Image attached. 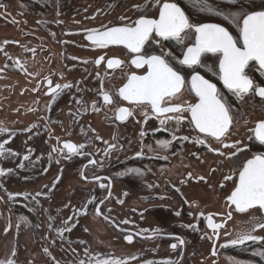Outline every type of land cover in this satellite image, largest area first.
I'll use <instances>...</instances> for the list:
<instances>
[{"label": "flooded vegetation", "instance_id": "obj_1", "mask_svg": "<svg viewBox=\"0 0 264 264\" xmlns=\"http://www.w3.org/2000/svg\"><path fill=\"white\" fill-rule=\"evenodd\" d=\"M250 1L254 2L255 10H264V0ZM13 2L21 10H34L37 12L39 18L36 19L35 24L37 27H35V30L41 31L51 44L56 42V38L59 37L62 39L59 40L60 43L63 42L60 45L62 49L63 45L64 47L67 44L69 45L72 36H74L83 46V50L92 55L87 56L88 59L86 56L75 57V62L71 64L63 62L61 67H57L55 64L56 55L52 47L37 34L24 30V17H16L11 11L10 6ZM73 3V0H0V5H3L0 6L1 23H10L15 26L19 37L33 41V45L29 43L27 45H16L14 52L17 55L13 59L14 67L0 69V80L7 77V72L16 70L19 77L23 80L31 81L30 86H24L19 91L23 96L31 94L33 99L31 108L26 109L24 106H19L14 112L19 113L21 116L32 118L33 144H37L40 137H45L43 143L45 148H49L56 166L78 161L81 163L78 174L79 179L96 184L100 190H105L104 199L98 201L95 206V215L111 226L117 234L121 235L122 243L126 247L132 249L137 242L147 244L136 253L139 259L133 258L134 261L130 264H264V256L261 255V253H264V227H260V225H264V210L258 206L240 212L235 209L234 205L229 203L227 197L224 208H222L224 211H221L222 209L220 210V207H218L220 212L213 209V211L205 215H201L199 212L196 213L195 217L200 219L194 227L196 230L194 236L196 237H183V234L179 232L167 233L164 231L165 225L160 223L154 224V227L157 228L147 227L150 231L142 232L136 228L121 225L102 212L101 208L109 201L115 188L114 178L105 172V167L112 160L115 150L107 148L102 162H99L98 156L94 152V149L97 148L96 146L92 148L87 143L80 145L68 137L56 135V133H59V128H63L64 124L66 126L70 125L74 129L77 125L79 126L78 129L84 127L83 133L87 136L85 131L87 129L93 136L94 142H101L103 135L108 133L112 134V140L117 142V140H120L118 135L121 131L129 128L131 122L145 118L147 123L152 122L154 124L144 126L148 138L160 136L162 139L169 141V146L163 153L164 156H154V158L159 165L168 164L165 170L170 172L165 175V178L171 187L170 198L172 200H174L175 196L176 199L181 198L184 201L182 190L185 180L194 183L214 180L233 181V186L229 191L230 196L238 183L239 171L247 160L255 155L264 154V145H261L255 139L252 131L258 122L264 120V99L250 95L245 98L244 102L237 101L236 97L229 93L219 80L216 74L218 72V60L215 57V63L210 66L211 71L207 72L204 69H199V71L206 79L217 84V87L233 109V124L229 132L222 138V142L212 137H207L196 130L194 125L189 123L190 114L187 112L183 113L182 123L177 125L175 117L180 115L179 113H166L158 116L147 105L137 106L129 104L118 96V91L127 83V78L130 75L145 74L146 67L139 69L134 67L131 64V58L135 54L129 53L122 45H110L103 49L96 48L87 39V35L88 31L93 29L105 30L106 27H121L132 24L140 16L131 17L129 22L123 24L109 25H103L101 21H97L98 17L95 16L89 21L92 23H88V19H85L86 15L72 13L71 7ZM178 5L180 6V4ZM247 5L248 3L246 2L245 6ZM52 11L54 14H50ZM145 16L158 18V9L155 14ZM189 18L194 22L195 19L190 16ZM196 23L221 24L234 36L238 35L239 31L238 28L236 31H231L225 24L214 21ZM194 42L195 38L193 36L186 42L185 47L190 46ZM171 45L176 46V52L171 51ZM185 47L178 46L173 41H161L160 44L147 45L146 52L160 54L161 51H165L182 58L181 54ZM208 55L209 57H214L211 54ZM101 57L103 58L102 60ZM111 59H118L123 63L109 68L107 62ZM76 60L79 61L76 62ZM97 60L101 62L97 64ZM189 72L190 70L183 72L188 80L191 78ZM64 74L70 75L73 79L69 82L65 81ZM248 75L255 84L264 86V74L253 70L249 71ZM49 81L51 84H49ZM57 85L60 88H57ZM64 85H70V87L65 88ZM15 86L18 87L19 85L16 84ZM103 92L111 95L112 104H106L103 101ZM196 102L195 93L190 91V85H186L182 92L178 94V98H172L170 101L166 98L165 104L162 106L186 105ZM93 105H95V108ZM122 107L130 109L132 112V115L123 122L116 119L117 111ZM145 112L148 113L147 118L144 115ZM169 117H172V119H169ZM161 120H164L165 123L161 124ZM90 121L91 123H89ZM97 123L101 126L100 128ZM180 137H188L189 139L183 140ZM197 140H203L205 143L198 144L195 142ZM65 143L75 145L79 153L70 155L68 150L64 148ZM225 144L235 145V147H225ZM183 147L187 148L185 154L176 152V150ZM118 149L122 150L123 145ZM220 153H223V155ZM203 154L215 159V163L212 164L210 161L206 164H201L200 161L207 158L206 156L203 158ZM99 160L101 159L99 158ZM90 161H96V163L92 164ZM130 162L128 161L125 164L128 165ZM118 165H123V163ZM92 168L97 170V172L90 175L89 170ZM221 170H225V173L220 177L218 172H221ZM174 171L176 173H173ZM189 174H191V177H189ZM200 177H204V180H201ZM226 177H231V179H225ZM212 187L214 186L212 185ZM197 195L199 196V191H193V196ZM180 205H177V207H180ZM98 206L102 215L96 213ZM191 206L196 209L195 202ZM155 207L160 206L155 205L152 208ZM170 209L173 210L175 208L170 206ZM180 209L182 210V208ZM177 210L179 208L175 211ZM229 214L231 218H229ZM209 217H211L213 225H220V227L215 230L209 227ZM201 224L209 236V238H206L207 244H209L207 254L200 253L202 245L199 243L198 230ZM246 232L260 239L255 242L249 240L244 244L237 245L231 243L241 233ZM129 236L132 238L130 243L126 240V237ZM180 241H183V243H180ZM173 244L176 245L175 249L171 247Z\"/></svg>", "mask_w": 264, "mask_h": 264}, {"label": "rangeland", "instance_id": "obj_2", "mask_svg": "<svg viewBox=\"0 0 264 264\" xmlns=\"http://www.w3.org/2000/svg\"><path fill=\"white\" fill-rule=\"evenodd\" d=\"M73 1L72 13L86 15L85 19H88V23H92L89 22L90 19L96 16L97 21H101L103 25L123 24L129 22L131 17L142 14L153 15L158 9L157 0ZM162 2L165 0H161ZM166 2L180 4L185 13L195 19V23L214 21L225 24L231 31L237 30L236 25L229 24L222 16L204 8L201 0H166ZM246 2L247 6H245ZM208 3L225 14L236 11L240 6L245 10L256 9L253 6L254 2L250 0H239V4L235 6L222 3L221 0H208ZM137 6L141 8L146 6V8L142 13L137 11ZM10 8L16 17H24L25 31L35 33L49 43L55 52L57 67H61L63 62L69 64L75 62V57L86 56L88 59L87 56L92 55L83 50V46L74 36L69 43L70 47L67 44L61 49L60 45L63 42L60 43L59 40L62 39L59 37L51 44L41 31L35 30L36 19L39 18L37 12L21 10L15 2ZM20 37L15 26L0 21V69L14 67L16 45H27V43L33 45L30 39ZM170 49L172 52L177 51L176 46L173 45ZM215 61V57H209L208 67L204 70L210 71V66ZM16 73V70L7 72V77L0 80V128L7 129V133L0 135V142L9 141L5 145L8 152L4 157H0V169L5 172V175L0 176V264H9V262L11 264H96L97 258L126 261L130 264L134 261L133 258L139 257L136 253L147 244L137 242L132 249L126 247L122 243L121 235L95 215V206L98 201L104 199L105 190H100L96 184L79 179L81 163L72 161L69 164L56 166L49 148H45L43 143L45 137H40L38 143L33 144L32 118L14 112L19 106L31 108L33 103L31 94L23 96L19 93L24 86H30L31 81L23 80ZM64 79L69 82L73 78L64 74ZM16 84L19 86L16 87ZM150 124L154 125L152 122L147 123L145 118L131 122L130 127L118 135L120 140L117 142L112 140L110 133L104 134L101 142H94L90 132L86 129V136L82 131L84 127L78 129V125L74 129L64 124L56 135L68 137L80 145L87 143L92 148L96 146L94 152L99 162H102L107 148L115 150L112 160L105 167L106 174H110L115 183L111 198L101 208L105 215L121 225L142 232H148L150 230L147 227L153 228L154 224L160 223L165 225L164 231L167 233L179 232L183 237H196L194 227L200 221L195 217L196 213L205 215L213 209L218 210V207L220 210L224 208L233 181L214 180L194 183L184 178L182 190L184 201L180 197L176 199L175 196L172 200L171 187L165 178L170 172L165 170L168 164L159 165L154 158V156H164L163 153L166 151V148L161 147L158 142L169 143V141L160 136L148 138L144 126ZM97 126L101 127L98 123ZM141 132L144 135H141ZM122 145L123 149L119 150ZM176 152L185 154L187 148L183 147ZM26 155L29 157L28 160L23 159ZM205 156L208 159H202L201 164L210 161L212 164L215 163V159L203 154V158ZM128 161H131L130 164H125ZM120 163L123 165H118ZM96 172L97 170L93 168L89 170L90 175ZM224 173L225 170H221L218 175L221 177ZM196 190L199 191V196H193V191ZM193 202L196 203V209L191 206ZM155 205L160 207L152 208ZM170 206L175 209H170ZM176 207L179 210L175 211ZM155 228L157 227L153 229ZM198 231L199 243L202 245L200 253L207 254L208 233L202 224Z\"/></svg>", "mask_w": 264, "mask_h": 264}, {"label": "snow or ice", "instance_id": "obj_3", "mask_svg": "<svg viewBox=\"0 0 264 264\" xmlns=\"http://www.w3.org/2000/svg\"><path fill=\"white\" fill-rule=\"evenodd\" d=\"M221 2L233 6L239 4V0H221ZM201 3L204 8L222 16L229 24L236 25L239 29L238 35L234 36L226 27L218 23H194L177 3L166 2V0L161 3V0H157L158 18H148L142 14L132 24L106 27L105 30H89L87 39L100 49L110 45H122L129 53L135 54L131 58V64L134 67L138 69L146 67L145 74H132L127 78V83L118 91L120 98L129 104L147 105L158 116L166 113H179L180 115L175 117L177 125L182 123L183 113L187 112L190 114L189 123L194 125L196 130L222 142V138L233 124V109L217 84L201 75L199 69L208 67V54H211L218 60L216 74L219 80L224 88L236 97L237 101L244 102L245 98L250 95L264 99V86L255 84L248 75V72L253 70L264 74V10H245L243 6H240L236 11H229L225 14L213 8L208 0H201ZM145 8L137 6V11L143 13ZM193 36L195 42L185 47L186 42ZM161 41H173L178 46L185 47L181 54L182 58L174 56L171 52L161 51L160 54L146 52L147 45L160 44ZM100 62V60L96 61L97 64ZM122 63L118 59H111L107 62L109 68ZM188 70H190V80L183 74ZM49 84H51L50 81ZM186 85H190V91L195 93L196 103L162 106L166 98L168 101L178 98V94ZM56 87L60 88L59 85ZM64 87L67 88L70 85H64ZM102 99L106 104L113 103L111 95L107 92L102 93ZM93 107L95 108V105ZM131 115L130 109L122 107L118 109L116 119L123 122ZM144 115L148 117L147 112ZM160 123L164 124L165 121L161 120ZM252 131L255 139L264 145V120L258 122ZM5 133L7 129L0 128V135ZM141 135L144 133L141 132ZM180 139L188 140L189 138L180 137ZM8 142H0V157H4L8 152L5 148ZM195 142L205 143L203 140ZM158 143L163 148L169 146L167 142ZM224 146L235 147V145L227 144ZM64 148L70 155L79 153L77 147L71 143H65ZM10 154L16 155V153ZM220 154L223 155V153ZM23 159L28 160L29 157L26 155ZM90 163L95 164L96 161H90ZM2 175H5V172L0 169V176ZM200 179L204 180V177ZM225 179H231V177ZM228 200L240 212L257 206L264 210V154L253 156L243 165L239 171L238 183ZM97 214L102 215L99 209H97ZM229 218H231L230 214ZM208 224L213 230L220 227V225L212 224L211 217H209ZM259 239L246 232L241 233L231 243L237 245L249 240L255 242ZM126 240L130 243L132 238L129 236ZM171 247L175 249L176 245L173 244ZM261 255L264 256V253ZM96 264H127V262L97 258Z\"/></svg>", "mask_w": 264, "mask_h": 264}, {"label": "water", "instance_id": "obj_4", "mask_svg": "<svg viewBox=\"0 0 264 264\" xmlns=\"http://www.w3.org/2000/svg\"><path fill=\"white\" fill-rule=\"evenodd\" d=\"M229 203H230V201H229ZM97 209H99V206L96 208V211H97ZM97 213V212H96ZM209 228V227H208Z\"/></svg>", "mask_w": 264, "mask_h": 264}, {"label": "bare ground", "instance_id": "obj_5", "mask_svg": "<svg viewBox=\"0 0 264 264\" xmlns=\"http://www.w3.org/2000/svg\"><path fill=\"white\" fill-rule=\"evenodd\" d=\"M252 212H254V211H252Z\"/></svg>", "mask_w": 264, "mask_h": 264}]
</instances>
